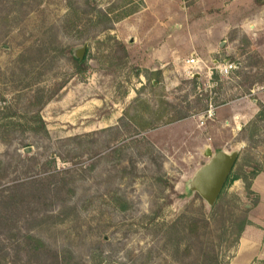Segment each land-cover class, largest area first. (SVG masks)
<instances>
[{"label": "rangeland", "instance_id": "rangeland-1", "mask_svg": "<svg viewBox=\"0 0 264 264\" xmlns=\"http://www.w3.org/2000/svg\"><path fill=\"white\" fill-rule=\"evenodd\" d=\"M176 1L166 21L147 0H0V264L235 262L241 221L264 199L252 190L264 172V60L240 27L245 6ZM180 24L203 40L194 74L189 52L153 57L163 28ZM208 148L239 154L214 206L193 185Z\"/></svg>", "mask_w": 264, "mask_h": 264}, {"label": "crops", "instance_id": "crops-1", "mask_svg": "<svg viewBox=\"0 0 264 264\" xmlns=\"http://www.w3.org/2000/svg\"><path fill=\"white\" fill-rule=\"evenodd\" d=\"M147 1L148 3L152 2L153 4L158 3L161 6L160 13L153 11V10L149 11L155 17L160 18L162 20H166V21L171 18L170 7L171 8L173 7L176 0H147ZM199 1H201V3L203 4V9L205 8L206 5L207 6L209 4L215 5L217 3L214 0H199ZM231 4L232 5H242V7L245 6V9L243 8L242 10V18L240 22V27L242 31H243V24L246 20H249L257 16L264 15V0H232ZM181 7L183 8L184 11L179 14L180 15L179 19L183 18V21L184 20L187 21V19L189 20L190 13H191L190 10L188 11L187 7L183 4L181 5ZM200 9H201V6H200ZM207 13L209 17L207 16ZM207 13L205 10L200 12V14L203 15L201 18L204 19V21L206 20L207 17L209 19H212L210 11H208ZM166 25L168 26L169 23H166ZM190 29H191V26L189 24V29L187 28V31L190 34L188 35L189 36L188 37L187 35H185L187 31L184 28H182L181 24H180L179 30L177 31L176 35H172L168 27L163 28V32H161L160 36H162V48L165 51V53L161 52L160 50H159L160 53H157L156 52L157 47H153V50H154L153 57L155 59L158 58L160 60L162 57L165 58V56H167L170 59L171 54H174L173 55L174 59H176L179 56L186 57L185 54L189 52V57L187 59L193 56H196L200 60H202L198 55V52L200 51L201 45L203 43L202 37H200L201 34L200 33L196 34L194 32L195 35L197 36V37H194ZM204 29L205 31L204 32L202 31L204 35L208 33L210 36H213V41L207 40L205 36L203 37L207 41V49L211 52H214L215 47H216V42H217L216 28L210 23ZM243 33H245L252 40L253 46H255L257 52L259 53L261 58H263L264 60V25L258 27L255 33H246L244 31ZM184 35L185 37H183ZM152 38L153 40H155L154 39L155 37H152ZM175 53H177V55H175ZM186 60H185V64H186ZM248 100L249 102H251V104L249 103V106L251 105V108L250 110H248L246 114H242L241 118L244 119L245 117L247 121H250L256 117L259 109L257 108V104L255 100L250 99V98H248ZM245 124L247 123L245 122ZM252 190L260 198L264 196V172H261L256 176V178L253 181ZM263 205H264V199L263 201L260 200L257 206L253 208V212L249 218L250 222L242 233V237L240 241L241 245H240L238 256L235 259V262L233 261V264H246L247 262L252 261V259H255L256 257H258V259H264V209H262ZM245 239H246L247 246L249 247V249H247L248 253L249 255H251L250 260L249 259L245 260V259L240 258V255L243 254L242 252L245 246L244 245Z\"/></svg>", "mask_w": 264, "mask_h": 264}, {"label": "water", "instance_id": "water-1", "mask_svg": "<svg viewBox=\"0 0 264 264\" xmlns=\"http://www.w3.org/2000/svg\"><path fill=\"white\" fill-rule=\"evenodd\" d=\"M86 49L87 47L83 46L77 51L79 60L83 59ZM205 155L212 159L198 171L193 185L200 196L214 206L236 165L239 154L220 151L213 156L212 150L208 148Z\"/></svg>", "mask_w": 264, "mask_h": 264}, {"label": "trees", "instance_id": "trees-1", "mask_svg": "<svg viewBox=\"0 0 264 264\" xmlns=\"http://www.w3.org/2000/svg\"><path fill=\"white\" fill-rule=\"evenodd\" d=\"M108 30L110 29H113L112 26H109L107 28ZM123 47H125L124 45H122ZM75 65L78 66L79 68L83 65L79 62H77V60H75ZM213 80H218V75H214L213 76ZM41 108V107H40ZM3 110V109H2ZM34 119L40 124V129L42 131H44L45 133H47V128H46V125H45V122L40 114V111H37L35 114H34ZM9 117V116H7ZM187 117V115H183V116H178V117H174V118H177L176 120H179V119H182V118H185ZM174 118L170 119V122H174L176 121ZM260 118H263V116L261 114H259V117L258 119ZM260 121V120H259ZM258 120L256 122H259ZM246 128H243L241 131H245ZM230 178V177H229ZM235 180L239 179V177H234ZM251 187V183L247 184V188H250ZM221 196V195H220ZM220 198V197H219ZM219 200V199H218ZM217 204V203H216ZM249 224V219L248 218H243L242 221H241V225H240V229H239V233H243V231L245 230L246 226Z\"/></svg>", "mask_w": 264, "mask_h": 264}, {"label": "built area", "instance_id": "built-area-1", "mask_svg": "<svg viewBox=\"0 0 264 264\" xmlns=\"http://www.w3.org/2000/svg\"><path fill=\"white\" fill-rule=\"evenodd\" d=\"M186 67L190 74H194V72H198L204 69V63L198 57L193 56L186 60ZM234 65L232 63H225L224 65H218L216 68L218 69L220 74L227 75L233 69ZM212 107V106H211ZM213 109L209 110V115H212Z\"/></svg>", "mask_w": 264, "mask_h": 264}, {"label": "clouds", "instance_id": "clouds-1", "mask_svg": "<svg viewBox=\"0 0 264 264\" xmlns=\"http://www.w3.org/2000/svg\"><path fill=\"white\" fill-rule=\"evenodd\" d=\"M264 25V15L246 20L243 24V31L246 33H255L258 27Z\"/></svg>", "mask_w": 264, "mask_h": 264}]
</instances>
